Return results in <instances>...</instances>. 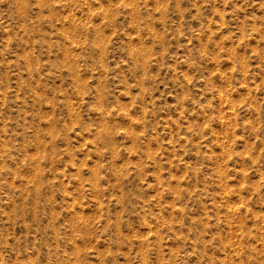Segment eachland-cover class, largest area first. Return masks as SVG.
Listing matches in <instances>:
<instances>
[{
    "label": "rangeland",
    "instance_id": "374dc122",
    "mask_svg": "<svg viewBox=\"0 0 264 264\" xmlns=\"http://www.w3.org/2000/svg\"><path fill=\"white\" fill-rule=\"evenodd\" d=\"M0 264H264V0H0Z\"/></svg>",
    "mask_w": 264,
    "mask_h": 264
}]
</instances>
